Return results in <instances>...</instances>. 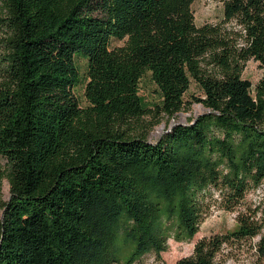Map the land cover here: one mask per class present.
Returning a JSON list of instances; mask_svg holds the SVG:
<instances>
[{
  "label": "trees",
  "instance_id": "1",
  "mask_svg": "<svg viewBox=\"0 0 264 264\" xmlns=\"http://www.w3.org/2000/svg\"><path fill=\"white\" fill-rule=\"evenodd\" d=\"M193 2L0 0V264L160 260L169 239L199 231L213 189L224 209L241 207L237 228L174 264H216L228 247L264 264V195L246 200L264 184V78L253 94L242 76L250 59L264 66V0H223V18L202 25ZM192 82L207 111L151 141L190 109Z\"/></svg>",
  "mask_w": 264,
  "mask_h": 264
},
{
  "label": "rangeland",
  "instance_id": "2",
  "mask_svg": "<svg viewBox=\"0 0 264 264\" xmlns=\"http://www.w3.org/2000/svg\"><path fill=\"white\" fill-rule=\"evenodd\" d=\"M195 22L197 25L204 23H217L223 18V0H194L192 4ZM125 40L113 39L112 47L121 46ZM83 72L86 71V62L83 57L77 58ZM242 76L252 83V91L255 94L256 88L260 81L264 78V66L258 61L250 59L247 61ZM84 83L76 86L75 91L83 105L87 104L85 96ZM157 86L151 78L150 72H147L140 81V94L147 104L152 105L158 101ZM202 94L201 89L192 82L189 90L185 94L186 100H193V95ZM207 111L202 104L193 100L190 109L180 111L175 118L166 122L164 119L150 133V140L156 141L175 123L187 124L192 118ZM7 160L0 156V216L2 214V204L10 197V183L6 175ZM213 199L211 200L209 210L204 214L200 229L190 241L168 240V248L162 252V258L159 260L153 253H148L143 257L144 264H174L182 257L189 256L194 251L196 242L203 237H209L218 233H226L237 228L238 223L236 216L241 207L234 210H226L221 207L220 196L213 189ZM264 195V184L257 190L250 191L247 201L257 202ZM257 239L254 240L256 242ZM252 258L251 252L246 249L225 248L216 258V264H250Z\"/></svg>",
  "mask_w": 264,
  "mask_h": 264
}]
</instances>
